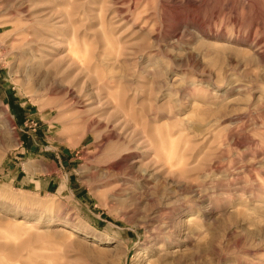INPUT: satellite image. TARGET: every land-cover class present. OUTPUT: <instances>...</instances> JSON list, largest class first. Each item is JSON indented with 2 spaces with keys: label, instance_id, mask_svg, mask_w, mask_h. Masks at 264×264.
<instances>
[{
  "label": "rangeland",
  "instance_id": "1",
  "mask_svg": "<svg viewBox=\"0 0 264 264\" xmlns=\"http://www.w3.org/2000/svg\"><path fill=\"white\" fill-rule=\"evenodd\" d=\"M0 264H264V0H0Z\"/></svg>",
  "mask_w": 264,
  "mask_h": 264
},
{
  "label": "bare ground",
  "instance_id": "2",
  "mask_svg": "<svg viewBox=\"0 0 264 264\" xmlns=\"http://www.w3.org/2000/svg\"><path fill=\"white\" fill-rule=\"evenodd\" d=\"M19 41H20V40H19ZM21 41H22V40H21ZM21 41H20V42H21Z\"/></svg>",
  "mask_w": 264,
  "mask_h": 264
}]
</instances>
